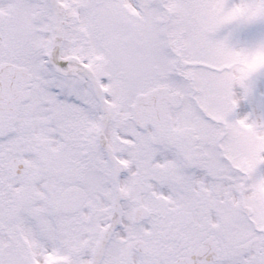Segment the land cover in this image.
Here are the masks:
<instances>
[{
    "label": "snow or ice",
    "instance_id": "6c2138e0",
    "mask_svg": "<svg viewBox=\"0 0 264 264\" xmlns=\"http://www.w3.org/2000/svg\"><path fill=\"white\" fill-rule=\"evenodd\" d=\"M0 264H264V0H0Z\"/></svg>",
    "mask_w": 264,
    "mask_h": 264
}]
</instances>
